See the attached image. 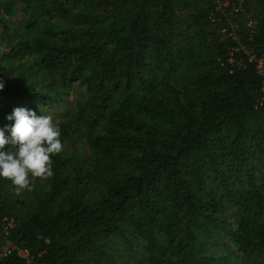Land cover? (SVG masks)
Instances as JSON below:
<instances>
[{"label": "trees", "instance_id": "trees-1", "mask_svg": "<svg viewBox=\"0 0 264 264\" xmlns=\"http://www.w3.org/2000/svg\"><path fill=\"white\" fill-rule=\"evenodd\" d=\"M25 2L0 25V127L57 82L85 96L45 187L0 177V264H229L231 244L264 264V0Z\"/></svg>", "mask_w": 264, "mask_h": 264}, {"label": "clouds", "instance_id": "clouds-1", "mask_svg": "<svg viewBox=\"0 0 264 264\" xmlns=\"http://www.w3.org/2000/svg\"><path fill=\"white\" fill-rule=\"evenodd\" d=\"M4 86L0 81V90ZM7 120L14 123L0 127V177L10 180L17 194L32 191L35 178L54 174L53 157L63 151L61 128L52 115L26 107L14 108Z\"/></svg>", "mask_w": 264, "mask_h": 264}, {"label": "rangeland", "instance_id": "rangeland-1", "mask_svg": "<svg viewBox=\"0 0 264 264\" xmlns=\"http://www.w3.org/2000/svg\"><path fill=\"white\" fill-rule=\"evenodd\" d=\"M1 1H3V0H1ZM23 3H26L25 0L24 1L23 0H18V1L15 0V5H16L17 10L12 9L11 12L6 13V14L3 12H0V17H1L0 25L3 22H5L7 24H13V23L18 24V23H20L21 20L24 18V16H22V11H21V8L19 6L25 5ZM18 4H19V6H18ZM251 9H252V7L250 8V11H251ZM250 11L244 12L241 15L242 21L249 19V17L251 16ZM3 18H5V21H3ZM258 65H260L261 67L264 68V57L259 58ZM42 82H43V78H39L40 86L42 85ZM55 88H56V90H54V91L58 92L59 96H61V97H58V100H56V101L48 102L46 105H40V107H37V109L34 111L37 113V115H43V114L52 115L55 120H57L58 118L64 117L66 115L72 116V118L76 119L75 112L77 111L78 102L80 100H82L83 97L85 96V84L79 83L78 80H75L70 85L60 81V82H57L55 84ZM28 108H31V107H28ZM78 135H79V133H78ZM69 141L78 149V151L83 150L84 144H85L84 138L77 137L75 135L74 137H71ZM43 181H44V179H42V178L39 180V182H38L39 186L45 187V182H43ZM23 193L24 192L20 193L21 196L18 195V197L24 198ZM231 211H232V208H229L227 211V214L229 215ZM108 244L115 247L116 252L118 250H120V251L124 250V248H126L125 251L129 252L133 249H136L137 247H139V249L143 248L144 247V240L131 237L130 242H128L124 238L120 239V241H117L114 238H111L109 240ZM8 246H9V243L4 242L1 245V249L6 250L8 248ZM223 252H225V251H223ZM24 254L27 255V252L24 251ZM231 254H232L231 255V261L229 264H236V263L241 261V255L236 254V251L232 248V244H231Z\"/></svg>", "mask_w": 264, "mask_h": 264}, {"label": "built area", "instance_id": "built-area-1", "mask_svg": "<svg viewBox=\"0 0 264 264\" xmlns=\"http://www.w3.org/2000/svg\"><path fill=\"white\" fill-rule=\"evenodd\" d=\"M259 66V71L260 72H262L263 74H264V68L263 67H261L260 65H258ZM8 225V224H7ZM7 225H5V228L7 227ZM25 251V250H24ZM26 252V251H25Z\"/></svg>", "mask_w": 264, "mask_h": 264}]
</instances>
